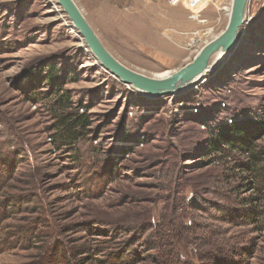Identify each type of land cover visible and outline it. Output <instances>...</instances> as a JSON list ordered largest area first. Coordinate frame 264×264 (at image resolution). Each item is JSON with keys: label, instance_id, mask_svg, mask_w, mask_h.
<instances>
[{"label": "rangeland", "instance_id": "rangeland-1", "mask_svg": "<svg viewBox=\"0 0 264 264\" xmlns=\"http://www.w3.org/2000/svg\"><path fill=\"white\" fill-rule=\"evenodd\" d=\"M73 1L109 53L149 77L191 62L232 2ZM60 94L69 102L55 103ZM63 110L87 119L81 137L57 135ZM232 118L248 153L210 149ZM174 229L188 232L178 249L194 262L222 244L234 261L264 264V0H247L234 44L205 76L161 95L106 70L57 0H0V264L47 253L98 264L125 245L137 264H158ZM153 236L162 248L144 253Z\"/></svg>", "mask_w": 264, "mask_h": 264}, {"label": "trees", "instance_id": "trees-1", "mask_svg": "<svg viewBox=\"0 0 264 264\" xmlns=\"http://www.w3.org/2000/svg\"><path fill=\"white\" fill-rule=\"evenodd\" d=\"M52 70V69H50ZM38 75H40L41 72H37ZM49 80H53L51 77H47ZM52 87H54V92L61 90V84L60 82H52ZM58 101L62 103L63 105L66 101L64 99V94L56 95L55 103ZM64 107H68V105H65ZM88 124L87 119L78 113H72L68 112L66 110L62 111V114L58 117L57 119V124H56V129H57V135L61 136V139H63L65 142H68L70 139H77L82 136L81 131H76L77 127H81L82 129L86 127ZM261 125V124H259ZM244 128L243 124L239 122L237 119L232 118L230 119V122L228 120L219 126H216L214 130L211 132L214 137L210 140V149L213 151L217 150H224L226 148L231 147L232 149H239L242 152H249V145L251 144V141L245 140L247 137L246 134H243ZM5 165L4 171L8 174L11 170V166L9 162L3 163ZM239 167L244 166V168H249V164H239ZM16 201V200H15ZM26 203L33 202L32 199L30 200H25ZM189 223L187 224L188 226H191L192 222L189 220ZM161 224V223H160ZM158 227V226H156ZM155 228V227H154ZM186 228V227H185ZM186 230H189L188 227ZM185 233H188L185 231ZM182 230L174 229L172 230V234L168 235L169 238V243L167 244L168 247L166 246L164 251H160V248H162L161 243L157 242V236L150 237L151 240L149 241V245L146 247V249L143 251L144 253L146 251L150 252L153 250H159V258L160 261L156 260V263L158 264H210L211 262H215L217 264H241L238 261H234V259L225 256L223 254L224 252V245H220V247L217 250H209V249H204L208 244L206 242H203V239L200 242V246L203 247L204 250H201L199 253V249L197 251L196 255V262L192 261L186 254L182 253L178 247H181L180 241L182 242H187L188 238L184 236ZM204 234L208 235L207 231H203ZM160 236V235H158ZM184 236V237H183ZM201 239V238H200ZM199 239V240H200ZM136 241H140V239H136ZM160 244V245H159ZM215 245V243H214ZM124 250L121 251L122 253L119 254H108L106 258L104 259H99L96 260L98 264H137L139 263L142 259L141 256L136 253H129V250H131L129 245H125ZM193 251H196L195 247H192ZM126 252V253H125ZM101 251H96L94 255H99L100 256ZM125 253V255H124ZM53 257L52 255H44L41 257L40 263H35V264H44L46 262L47 264H53ZM72 260V259H71ZM87 260V259H86ZM74 257H73V263H74ZM45 263V264H46ZM72 263V264H73Z\"/></svg>", "mask_w": 264, "mask_h": 264}, {"label": "water", "instance_id": "water-1", "mask_svg": "<svg viewBox=\"0 0 264 264\" xmlns=\"http://www.w3.org/2000/svg\"><path fill=\"white\" fill-rule=\"evenodd\" d=\"M57 3L77 32L82 36L84 44L90 50L92 56L106 70L138 90L151 95H161L170 94L176 89L191 84L190 80L207 68L209 58L215 51L222 50L228 52L230 50L241 26L245 22L247 0H232L230 16L223 32L213 40L205 43L191 62L176 69L168 76L161 78H157L156 76L149 77L138 73L115 59L103 46L73 0H57ZM178 83L180 85L176 87Z\"/></svg>", "mask_w": 264, "mask_h": 264}, {"label": "bare ground", "instance_id": "bare-ground-1", "mask_svg": "<svg viewBox=\"0 0 264 264\" xmlns=\"http://www.w3.org/2000/svg\"><path fill=\"white\" fill-rule=\"evenodd\" d=\"M232 1V0H231ZM231 4H232V2H231ZM231 4H230V6H229V8L227 9L228 11H227V15H228V17L230 16V11H231ZM184 9V8H183ZM196 12V11H195ZM222 33V32H221ZM220 33V34H221ZM197 33H194V35H196ZM198 36V35H197ZM195 37V36H194ZM217 37V36H216ZM193 41H194V39H193ZM227 52L226 51H222V50H217V51H215L211 56H210V58H209V61H208V66H207V68H205L200 74H198V75H196V76H194L191 80H190V82L192 83V82H194V81H196L197 80V78L200 76V77H203V76H205L206 75V73H207V71L208 70H210V69H212V67L217 63V62H219L221 59H222V57L226 54ZM175 70H172V71H168V70H166V71H163V72H161V73H159V74H157V75H155L157 78H161V77H166V76H168L169 74H171L172 72H174ZM180 85V83H178L177 85H176V87L177 86H179Z\"/></svg>", "mask_w": 264, "mask_h": 264}]
</instances>
